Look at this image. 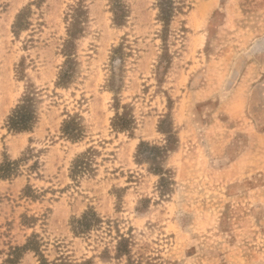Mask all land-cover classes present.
I'll use <instances>...</instances> for the list:
<instances>
[{"label": "rangeland", "instance_id": "obj_1", "mask_svg": "<svg viewBox=\"0 0 264 264\" xmlns=\"http://www.w3.org/2000/svg\"><path fill=\"white\" fill-rule=\"evenodd\" d=\"M0 264H264V0H0Z\"/></svg>", "mask_w": 264, "mask_h": 264}, {"label": "trees", "instance_id": "obj_2", "mask_svg": "<svg viewBox=\"0 0 264 264\" xmlns=\"http://www.w3.org/2000/svg\"><path fill=\"white\" fill-rule=\"evenodd\" d=\"M165 12H166V9H165ZM164 13V11L162 12ZM74 16H76L75 14H73ZM78 20V18H75V20ZM74 33H71V36L73 35ZM70 54V53H69ZM67 54V56L69 55ZM71 63V62H69ZM72 65L70 67L67 66V68L64 70L63 72V76H70L72 74ZM36 91H35V87L32 85L31 88L29 89V91L25 94V99L23 101L22 104H19L15 110H14V113L12 114V116L10 117V127L12 129H17V130H25V129H29L31 127V123L33 122V120H35V114H34V106H35V101H36ZM67 132L68 133H71V132H74L73 135H76L78 133H80V131H78L77 128L75 127H71L70 124L67 125ZM145 142L143 141L141 143L144 144ZM158 148H162L161 146H157ZM87 159V158H85ZM88 159L87 160H84V157H80L77 159V162H76V167L78 169L83 167L84 163H87ZM3 169V168H2ZM6 169H4L5 171ZM89 220L88 219V216L87 214L84 215L83 217L81 218H77V223H79V225H77V228L80 229V228H83V229H86L87 227H84V226H87L89 224ZM129 241L128 237L126 236H122L121 238V245L118 247V251L120 252H125L127 251L128 247H127V242Z\"/></svg>", "mask_w": 264, "mask_h": 264}]
</instances>
